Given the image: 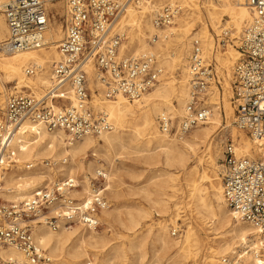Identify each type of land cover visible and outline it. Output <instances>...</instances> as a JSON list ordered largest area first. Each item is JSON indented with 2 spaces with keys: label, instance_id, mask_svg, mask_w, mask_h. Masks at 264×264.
Returning a JSON list of instances; mask_svg holds the SVG:
<instances>
[{
  "label": "bare ground",
  "instance_id": "6f19581e",
  "mask_svg": "<svg viewBox=\"0 0 264 264\" xmlns=\"http://www.w3.org/2000/svg\"><path fill=\"white\" fill-rule=\"evenodd\" d=\"M7 1L0 0V11ZM42 1L46 7L54 10L51 18L56 20L58 14L53 2L58 0ZM164 3H179L182 10L165 29H157L154 25L148 27L150 31L154 29L149 40L155 44L154 48H149L145 42V29L141 25L148 14L151 15ZM136 7L138 10L130 8L128 4L125 16L118 21L120 16L115 22L116 30L122 31L126 26L130 28L126 33V40L119 48V57L146 55L149 51L159 49L161 44L176 43V54L171 56V61L161 58L160 54L155 55L156 64L162 70L158 83L138 101L129 102L123 97L107 99L93 62L87 63L85 71L91 95L90 104L95 112L107 116L114 125V130L98 137L87 136L68 145L62 131L47 132L39 123L25 122L23 128L11 139L9 151L14 165L4 173L0 182V196L6 201L22 202L43 186H49L66 175L74 180L78 178V182L82 184L80 191L71 193L72 197L84 198L89 195L88 176L84 171L86 169L91 172L97 167H103L99 165L102 158L108 164L105 190L116 204L112 210H104L98 215L103 232L99 233L98 229H89L81 224L61 227L55 232L44 224L35 225L34 239L41 248L47 250L50 264H82L88 259L96 264H186L191 252L196 255L200 250L198 233L189 222L185 223V230L179 239H171L168 231V227L175 226L180 218L182 206L176 202L175 197L180 191L179 179L183 174L189 205L199 219L207 221L205 225L208 233L215 236L213 246L207 247L205 264H220L221 257H229L237 264H264V237L241 221L224 202L222 180L217 174L220 171L217 160L221 158L219 147L222 140L219 135L212 139L224 120L225 128H229L230 136L237 144L235 148L238 154L257 158L260 153H264V146H257L264 141H255L254 144L245 132L233 125L234 107L230 102L229 81L232 79V67L238 52L232 46L222 52L215 49V36L222 30L231 29L228 28L229 25L234 30L231 29L232 38L241 35L245 25L251 20L252 10L245 0L206 2V21L217 34L211 38L201 17L198 0H145ZM224 16L229 21L220 29ZM50 21L49 18L42 47L8 53L1 50L8 38V28L0 13V107L3 105L5 85L10 83L14 84L13 90H18L16 93L32 94L36 98L52 94L62 98L64 107L72 103V90L68 84L51 92L55 85L49 68L59 60L57 46L62 28L50 24ZM196 24L200 28L193 33L192 40H201L206 55L216 51L214 64L222 90L218 93L213 88L205 99L211 105L212 113L203 127L184 137L171 136L160 132L155 119L162 113L169 114L171 118L183 115L189 89L187 64L191 43L189 48L187 42L192 35V27ZM177 28L178 32H175L174 29ZM185 55L187 57L184 62ZM207 57L210 59L208 55ZM172 66H179L181 69L178 80L171 76ZM30 67L36 68L35 74L25 79L24 72ZM41 69L43 72L38 74ZM21 85L28 86L32 93L19 92ZM219 99L221 108L218 105ZM160 102L165 103L166 107L163 108ZM52 108L61 109L59 105ZM3 109L4 107L0 110ZM202 148V156H199ZM89 150H92L91 156L96 159L84 166L82 160ZM123 155H135L150 169L151 179L140 190L146 207L119 204L120 177L116 162ZM66 158L69 160L67 165L59 164L57 168H46L43 165L44 160L60 162ZM193 160H196L197 165L190 167ZM152 213L161 219L155 225L147 224ZM0 258L4 261L14 260L19 264L25 262L24 256L12 247H0Z\"/></svg>",
  "mask_w": 264,
  "mask_h": 264
},
{
  "label": "built area",
  "instance_id": "2783aa9c",
  "mask_svg": "<svg viewBox=\"0 0 264 264\" xmlns=\"http://www.w3.org/2000/svg\"><path fill=\"white\" fill-rule=\"evenodd\" d=\"M143 1L65 0L64 31L57 46L59 60L51 68L55 85L51 92L68 84L72 103L54 110L47 100H58L59 104L62 98L52 94L42 98L21 93L7 97L0 113V182L13 164L9 151L11 139L27 121L41 124L47 132L62 131L68 145L114 130L107 116L95 112L90 104L85 71L90 61L107 99L123 97L129 102L138 101L158 83L162 70L156 64V57L148 54L119 57V48L126 37L123 31L114 30L126 6H137ZM245 1L252 10L251 20L239 38L234 39L228 30H222L215 36V49L232 46L238 52L232 67L233 125L254 143L264 141V0ZM181 10L178 5H165L155 14L152 24L157 29L170 26ZM1 13L8 28L2 51L15 53L43 46L49 15L42 0H8ZM35 69L27 68L24 75L33 77ZM187 72L189 89L183 115L180 118H171L166 113L158 115L156 121L161 133L184 137L205 125L211 116V105L205 99L214 87L221 89V84L214 61L203 52L199 38L191 42ZM67 159L44 160L43 165L57 168L59 164L67 165ZM107 174L99 168L93 176L88 175L89 195L81 199L71 195L82 189L81 182L65 175L35 191L25 201L1 202L0 246L19 251L25 258L24 264H50L46 250L34 239V226L44 224L53 232L76 224L99 228L98 215L110 207L105 196ZM219 174L227 207L264 237V153L257 158L242 156L236 152L233 139L227 137L223 141ZM178 233V229L171 231L172 236ZM4 264L19 263L6 260ZM82 264L94 262L88 259ZM220 264L237 263L229 257H221Z\"/></svg>",
  "mask_w": 264,
  "mask_h": 264
},
{
  "label": "rangeland",
  "instance_id": "374dc122",
  "mask_svg": "<svg viewBox=\"0 0 264 264\" xmlns=\"http://www.w3.org/2000/svg\"><path fill=\"white\" fill-rule=\"evenodd\" d=\"M122 1H125V0H122ZM208 1L215 2V0L214 1L213 0H198V5H199V10L201 12V17H202L203 21L205 22V26L207 28L208 35L211 36V38H212V37H214L217 34L211 29L210 25L206 21L207 19H206V11L204 9V4H206V2H208ZM53 3H54V5L57 8L56 13L58 14V16L56 17V20H53V18H51L52 15H53L52 12L54 10L50 9V8H48L46 6H45V8L47 10L49 18L51 19L50 24H53L55 26L59 25L62 28V34H61V37L59 39V41H60L62 39L63 31H64L63 25H64L65 12H66L65 11V0H58V1H54ZM44 5H45V3H44ZM129 5H130V8L138 10V7H136V6L132 5V4H129ZM165 5H169V4L168 3H164L163 5H161V7H159L151 15L148 14L146 16L143 24L141 25L143 27V29H145V34H146L145 42H146V44L148 45L149 48H154V46H155V44H153L149 40L150 34L154 31V29H152L150 31L149 28H150V26H153L152 20H153L155 14L160 9H162ZM176 5H179V3H176ZM0 13H1V11H0ZM125 14H126V11L123 12V14L118 19V21L121 20L125 16ZM136 17H138V16H136ZM228 21H229L228 17L224 16L221 19L220 29L224 28V26L226 25V22H228ZM199 28L200 27H199L198 24H196V25H194L192 27V30L190 32V33H192V35H190L188 37V42H187L189 44L188 45L189 48H190V43H191L192 37L194 36L193 33L198 32ZM228 28L232 29V26L229 25ZM129 29H130L129 26H126L122 30L125 33V37H126V33H127V31ZM162 29H165V28H162ZM231 29H228V31L232 35L234 30L232 29L233 31H231ZM114 30H116V29H114ZM177 30H178V28L174 29L175 32H178ZM235 36L238 38L240 35H235ZM169 40H170V37H169ZM169 40H167V41H169ZM167 44H161L159 49H157L156 51H153V52L149 51L150 54L149 53H147V54L148 55H152V56H155L156 54H160L161 58H163V59L167 58L166 61H171V59H172L171 56L173 54H176V50H175L176 47H174L176 43H174V44L173 43H171V44L167 43ZM1 52L2 51H0V53ZM221 52H222V50H221ZM215 53H216V51H213V53L207 54L209 56V58H211V60H214V62H215V59H214ZM186 57H187V55H185L184 62L186 61ZM57 58H58V56L55 59H53V60H56ZM156 61H157V58H156ZM172 67H171L172 69L170 71L171 74H172L171 76H173L176 80H178L180 78V76H181V69H180L179 66H172ZM23 69H24V67H23ZM50 70H51V68H49V73H50ZM42 72H43V69H41L40 72H38V74H41ZM25 79H27V77ZM229 82H230V87H231L232 79H230ZM13 87H14L13 83L5 85V90H4V95L5 96L3 98L2 107H4V103H5V101H6V99H7V97L9 95L17 94L16 92H18V90H13ZM27 87L28 86H26V85H21L22 89L20 88L19 92L22 91V92H25V93H32V90L30 88H27ZM49 88L46 90L47 92H48ZM215 89L217 90L218 93H221L222 89H218V88H215ZM46 91H45V93H46ZM232 96H233V94H232V88H231V99H230V102H231V105L233 106V104H232ZM0 97H1V95H0ZM47 102H48L47 103L48 105L51 103L52 107L55 106V105H59L60 107H64V104L62 102H60L58 104L57 100H55L53 102H50V100H47ZM172 102H174V101L172 100ZM160 103H161L163 108L166 107V106H164L165 103H163V102H160ZM174 105H175L176 108H178L176 103H174ZM218 105L221 108L222 105H221V100L220 99L218 100ZM65 106H67V105H65ZM2 107H0V109H2ZM3 110H0V113ZM176 117L179 118V115H176ZM155 121H156V119H155ZM200 127H203V126H199V127L195 128L194 130H192L187 135H190L193 131L197 130ZM225 127H226V123L223 120L221 125L217 128V130L215 131V133L212 136V139H214V138H217L218 135H219V137L222 140L221 143H220V147H219L220 148L221 158H219L217 160V164L218 165H220L222 163V160H223V141H224L225 138L231 137L230 136V132H229L230 131L229 128L227 129ZM223 128H225V129H223ZM157 131H158V129H157ZM158 133L161 134L159 131H158ZM140 134L143 135L142 132H140ZM141 139H144V138L141 137ZM213 142H215V140H213ZM233 142H234V144L237 147V144H236L234 139H233ZM202 150H204V148H202L200 150L199 156H202V152H201ZM91 154H92V150H89V151L86 152L85 158L82 160V162H84V166H87L88 163H90V162H92V161H94L96 159V158L92 157ZM13 165L14 164H12L8 169L11 170L13 168L12 167ZM99 165L100 166L102 165L104 168L103 167H97L95 169L103 168L107 172L108 164L106 163V161L104 159L100 158ZM196 165H197L196 160H193L191 162V164H190V167L191 166H196ZM116 167L119 169V177H120V182H118V184L120 186V192H121V197L118 200L119 204L120 205H126V206H129V207L130 206L146 207L147 206L146 203L141 198L140 190H141V188L143 186L147 185V182H149V180L151 179V175L152 174L149 172L150 169L147 168L146 166H144L135 155H123V156H121L118 159V162H116ZM94 171L95 170H92L91 172H89V171H87L85 169L84 174H87V176L88 175L93 176ZM217 174L221 178V176H220L218 171H217ZM179 187H180V191L177 193L175 199H176L177 203H181L180 206H182V209H181V213H180V218H179V220L176 221V225L177 226L175 225V226H169L168 227L169 236H170L171 239H179V237L183 234V231L185 230V223L189 222V225L191 227H193L196 230V232L198 233V236L200 238V242L201 243H200V248H199L200 250L197 252L196 255H194V253L191 252V254L189 255V259H188L186 264H205L204 259L207 256V252H206L207 247L213 246V239H214L215 236L212 233H208L207 227L205 225V222H207V221L206 220L204 221L203 219H199L195 215V212H193V208L189 205V203H188L189 199L187 198L188 197V192H187V188H186V185H185V180H184L183 174H182V176L179 179ZM138 188H139V190H138ZM105 196L107 197V200H108V202L110 204V207L108 208V210L109 209L112 210L116 204L113 201V199H111L109 197V194L107 192L105 193ZM9 201H12V200H9ZM1 202H8V201H6L3 197L0 196V203ZM159 220H161V219L156 217L155 213H152L151 220L147 224L155 225V223H157ZM165 222L167 224H169L168 220H165ZM173 227H174V229H178L179 230V233L177 234V236H172V234H171V231H172ZM97 229H98L97 231L99 233L103 232V226L101 224H100V227L97 228ZM0 247H2V246H0ZM193 249L194 248H190V250H193ZM46 252H47V250H46ZM47 255H48V253H47ZM219 261H220V258H219ZM4 262L5 261L0 258V264H4ZM93 262H95V261H93ZM94 264H96V262Z\"/></svg>",
  "mask_w": 264,
  "mask_h": 264
}]
</instances>
